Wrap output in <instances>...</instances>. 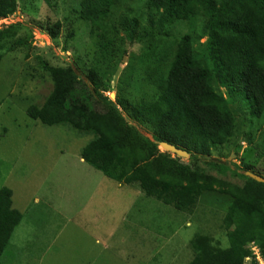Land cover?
Masks as SVG:
<instances>
[{"label":"trees","instance_id":"obj_1","mask_svg":"<svg viewBox=\"0 0 264 264\" xmlns=\"http://www.w3.org/2000/svg\"><path fill=\"white\" fill-rule=\"evenodd\" d=\"M138 1L139 12L126 10L121 26L131 42L143 30L164 50L157 55L159 46L154 41L141 60L146 81L156 89L155 99L134 102L123 85L114 102L106 95L113 91V83L100 72L89 68L85 79L72 66L52 67L39 58L37 67L48 74L53 89L46 102L29 107L27 115L48 127L69 126L92 135L80 153L84 163L120 185H137L148 198L179 213L194 215L210 195L228 199L221 222L226 244L204 231L196 234L189 245L194 255L190 264H245L247 259L260 264L252 249H258L264 262V183L242 173L243 186L231 184L206 168L240 170L232 163L208 161L226 158L229 152L239 158L241 150L237 140L241 132L222 89L244 107L250 121L264 117V0ZM125 2L75 0L73 14L89 24L91 35L107 51L111 42H103L111 19ZM19 6V0H0V21L16 16ZM192 20L195 35L173 36L177 27ZM65 21L48 19L36 26L57 40L66 26L72 29ZM23 31L26 26L20 22L0 27V68L7 55L31 47L21 36ZM27 32L32 38V30ZM149 32L158 36L151 37ZM73 36L68 32L66 40ZM132 122L148 130L152 138ZM162 142L188 152L189 161L161 152ZM230 144L231 151H224ZM252 168L248 165L242 171L254 173ZM22 220L23 214L13 206V191L2 188L0 264Z\"/></svg>","mask_w":264,"mask_h":264},{"label":"rangeland","instance_id":"obj_2","mask_svg":"<svg viewBox=\"0 0 264 264\" xmlns=\"http://www.w3.org/2000/svg\"><path fill=\"white\" fill-rule=\"evenodd\" d=\"M19 2L17 15L0 21V27L23 23L26 31L21 36L31 43L29 50L7 55L0 68V191L4 187L13 191V206L23 214L3 264H190L194 255L189 245L196 234L204 231L226 244L221 222L228 199L210 195L199 203L194 215L179 213L148 198L137 185H120L84 163L80 153L93 140L92 135L69 126L48 127L27 115V109L42 106L53 89L48 74L37 67L39 58L52 67L72 66L83 78L89 68L100 72L113 83V91L106 95L114 102L123 85L134 102L155 99L156 89L146 81L141 60L156 40L151 42L142 30L139 39L131 42L121 26L123 13H138L141 3L126 0L114 12L109 36L103 42H111L110 50L104 51L100 40L91 35L89 24L73 14L75 0ZM48 19L62 23L67 19L72 29L66 26L53 40L36 26ZM195 26L194 20L180 25L173 36L195 35ZM27 30H32V38ZM68 32L74 33L70 40H66ZM149 36L158 35L149 32ZM156 44L155 53L161 55L164 50L158 41ZM221 93L241 132L237 133L241 150L236 158L229 152L230 144L224 150L228 157L208 161L232 163L240 170L233 166L226 172L206 170L243 186L242 173H251L242 171L248 165L253 167L251 174L264 177V117L253 123L240 103L226 90ZM132 124L152 138L144 127ZM253 251L258 256L255 247ZM254 262L247 259L245 264Z\"/></svg>","mask_w":264,"mask_h":264},{"label":"water","instance_id":"obj_3","mask_svg":"<svg viewBox=\"0 0 264 264\" xmlns=\"http://www.w3.org/2000/svg\"><path fill=\"white\" fill-rule=\"evenodd\" d=\"M159 146L165 153L175 155V156L182 158V159H189L190 158V155L188 152H186L182 149H179V148H177V147H175L169 143L162 142L159 144ZM246 176L250 177L253 180H256L258 182L264 183V179L260 176H257V175L251 174V173H246Z\"/></svg>","mask_w":264,"mask_h":264},{"label":"built area","instance_id":"obj_4","mask_svg":"<svg viewBox=\"0 0 264 264\" xmlns=\"http://www.w3.org/2000/svg\"><path fill=\"white\" fill-rule=\"evenodd\" d=\"M255 249L257 250V254H258V256L255 254V252L253 251V249H252V251L254 252V254L256 255V257H257V260H258V262L260 263V260H261V258H260V256H259V251H258V249L255 247ZM264 264V263H263Z\"/></svg>","mask_w":264,"mask_h":264},{"label":"clouds","instance_id":"obj_5","mask_svg":"<svg viewBox=\"0 0 264 264\" xmlns=\"http://www.w3.org/2000/svg\"><path fill=\"white\" fill-rule=\"evenodd\" d=\"M159 149H160V146H159ZM185 151V150H184ZM164 152V151H163ZM165 153V152H164ZM145 195V194H144Z\"/></svg>","mask_w":264,"mask_h":264}]
</instances>
